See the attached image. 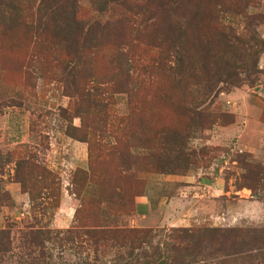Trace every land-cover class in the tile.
I'll list each match as a JSON object with an SVG mask.
<instances>
[{
  "label": "rangeland",
  "instance_id": "1",
  "mask_svg": "<svg viewBox=\"0 0 264 264\" xmlns=\"http://www.w3.org/2000/svg\"><path fill=\"white\" fill-rule=\"evenodd\" d=\"M177 3L175 59L164 51L166 45L161 50L150 46L153 29L138 38L132 31L139 24L135 20L127 31L130 55L119 56L121 49L114 45L113 34L108 43L84 51L75 69L63 50L51 49L30 30L38 0H0V114L5 113L0 124V230L10 233L11 240L9 252L0 255V264H27L32 257L54 264L95 259L106 263L114 253L106 255L101 248L96 253L94 246L82 244L75 234L57 239L34 235L35 245H28L26 234L33 231L151 229L166 234L181 228H264V204L258 201L264 196V181H257L260 187L252 197L257 207H249V195L238 192L245 185L243 167L250 166L258 174L260 167L264 170V154L253 158L239 147L236 134L221 129L233 118L226 113L221 96L236 88L229 82L239 78L246 82L243 86L253 81L254 87L260 78L250 72L264 54V0ZM219 3L228 13L221 15L215 9ZM77 4L78 16L89 22L118 19L123 12L112 6L98 13L89 0H77ZM183 27L186 32L180 34ZM199 38L211 53L198 60L193 55L201 49ZM243 51L253 53L245 69H236L225 80V74L234 71L228 66L233 55ZM185 52L188 60L182 64ZM201 70L208 76L203 77ZM194 71L199 84L186 75ZM175 73L182 86L191 87L183 100L177 98L179 104L193 109L207 97L200 107L201 118L194 114L185 118L167 106L170 100L153 96L156 88H173ZM209 84L215 87L212 93L207 91ZM73 85L91 89L82 112L76 111L77 98L68 97ZM92 101L96 107L88 108ZM100 103L106 107L97 108ZM197 119L202 125L194 128L192 120ZM82 123L94 136L90 138L94 163L88 146L67 136L84 139ZM245 143L252 144L250 135ZM26 158L19 174L36 199L31 202L27 197L23 203L15 198L19 184L11 185V181L15 163ZM89 168L91 175L86 176ZM147 190L151 218L157 216L158 221L140 227L136 202ZM163 204L169 206L160 209ZM257 246L251 257L222 264H264V241Z\"/></svg>",
  "mask_w": 264,
  "mask_h": 264
},
{
  "label": "trees",
  "instance_id": "2",
  "mask_svg": "<svg viewBox=\"0 0 264 264\" xmlns=\"http://www.w3.org/2000/svg\"><path fill=\"white\" fill-rule=\"evenodd\" d=\"M89 2L91 6L95 7V11L98 13H106L108 10L112 9V6L117 7L123 11L121 18L119 17L118 19L116 18L111 21L107 20L103 23L97 21L89 22L83 20L81 16H78L79 9L77 0H38L34 15L36 18L30 27V30L34 33L35 37H38L39 39L44 38L51 49L57 50L59 48L63 50L66 57L73 63V68L76 69V66H79L82 61V53L84 51H88L87 49H97L105 43H108L109 37L113 34H116L114 45H116L119 50L121 49L119 56L125 58L130 55V45L127 40L129 22L136 23L135 20H138V27L136 26L132 29L137 37L142 38L143 34H146L148 30L153 29L154 36L150 42V46L154 49L161 50V48L166 45L167 47L164 51L167 55L171 54L173 59L176 58L177 50L175 49L174 33L175 21L177 20L176 17L178 14L177 0H89ZM224 8L225 7L221 3L217 4L215 7L218 12L220 11L221 15L228 13V10H224ZM14 10L15 8L13 11ZM128 15L131 16V18H128ZM10 30H12V28L6 27V31ZM183 32H186L184 27L181 28L180 34ZM219 32L217 37L220 39L223 37V33L222 30H219ZM211 39L214 41L215 37L213 36ZM224 40L227 44L228 40L226 35L224 36ZM198 43L200 44L201 49L195 53L193 57H198L199 60V57L202 58L211 52L209 49L205 48L206 42L202 38L198 39ZM259 44L261 45V42H259ZM262 52H264V50H262ZM185 53L186 55L181 60L182 64L184 60H188V53ZM252 55V52L243 51L239 55L238 52H236L233 55V59H231V63L228 65L230 66L229 69L234 71H228V73L225 74V80H230L236 69H245V61ZM258 60L255 62L253 71L250 72L253 75H261V71L257 68ZM181 65L179 62L178 66ZM84 71L85 73H88L90 70L86 68ZM201 71L203 72V77L208 76L204 70ZM197 74L198 73L195 71L186 72L189 79H196V77L198 79ZM125 78L127 79V77ZM197 79L195 81L198 83ZM179 80L180 79H177V74L175 73L171 80V86L173 88L158 90L156 88L153 96L156 98L159 97V100L161 101L170 100V104L166 103L167 106L170 107L173 112L180 111L185 118L190 114H194L196 118H201L200 107L204 106L207 97H203V103L201 102V104L198 105L199 107L193 109L184 107V102L179 104L177 100L179 98L183 100V97L189 95L191 89V87L187 85L182 86ZM231 83H233V87L240 88L246 82L239 78H235L234 82H229V84ZM253 83L255 82L250 81L246 86L252 87ZM206 88L210 93L215 89V87H212L210 84L207 85ZM72 89L73 92L68 97L73 98L75 96L77 98V102L80 106L77 107L76 111L77 113L82 112L81 107L83 100L85 98L88 100L92 96L91 89L87 90V87V89L84 90V88H80L77 85H73ZM100 96L101 95H98L97 97ZM94 102L95 101H92L88 108L91 106L96 107ZM105 107V103H100L97 108ZM192 122L194 128L202 125L199 119L192 120ZM232 122L233 118L229 124ZM80 129L85 131L84 139H77L72 136L73 134H68L67 136L73 138V140L79 143H85L88 146L89 159L91 160V163H94L96 160L93 159L92 162L93 156L90 147V138L92 140L94 136L90 133V128L86 127L84 123L81 124ZM73 130H76V128ZM86 130L89 131L86 132ZM27 161L28 158L15 163V171L12 176V181L19 184L21 192L26 194L32 202L36 197L32 196L29 189L25 187L26 178H20L22 176L19 174L20 168L23 166L26 167ZM243 168L246 171V174L242 176V181L245 185L242 186L240 191L248 190L250 191L251 196L254 197L257 189L260 187L256 186L257 181H260L261 183L264 181V175H262L264 170L260 167L259 173L254 174V169L250 166L245 165ZM43 172L47 173V169L44 168ZM91 172V168H89V170L86 171V176H90ZM261 187L262 191H264V183ZM258 201L264 204V196L259 198ZM76 215L77 213L75 214V217ZM62 234L79 235L80 242L82 244L88 243L91 246H94V251L96 253L100 250L99 248H101V251L106 255H109L114 251L111 261L106 263L101 261L98 262V259H95L93 261H81L79 264H222L226 261L237 262L244 258L251 257V253L259 247L257 245L264 241V228L260 230L181 228L168 230L166 234L165 231L151 229L92 228L84 231H33L28 232L26 236L29 237V240H27L28 245H35L33 241L34 235L39 236V238L42 235H53L54 238L57 239V237ZM9 235L10 233L6 230H0V255L9 252V248H11ZM62 241V239L59 240L60 243ZM27 264L54 263H45L41 260V257H32Z\"/></svg>",
  "mask_w": 264,
  "mask_h": 264
},
{
  "label": "crops",
  "instance_id": "3",
  "mask_svg": "<svg viewBox=\"0 0 264 264\" xmlns=\"http://www.w3.org/2000/svg\"><path fill=\"white\" fill-rule=\"evenodd\" d=\"M258 65L259 66L257 67L259 71H261V75L254 87L242 86L240 88H235L225 94H221L225 103L224 109L227 110L226 113L233 116L234 122L227 126L221 127V129L226 133L236 134L239 147H243L244 151H248L247 153H250L253 158H262L261 154H264V54L261 56V58H259ZM4 115L5 113L0 114V124L3 121ZM248 135H250L252 139L251 145L245 143V139L248 137ZM256 153H258V155ZM12 174L13 171H11V175ZM11 183V185H18L12 181ZM186 188L183 187L182 189ZM19 191L20 193L15 196V198H19L21 202L23 201V203L26 202L28 196L23 194L20 188ZM238 192L249 195V199H251V201L248 200L246 202L249 207H257L256 204L258 203L256 201H252L250 191L241 190ZM10 197L13 201H15V198H12L11 195ZM137 200L136 209L137 217L140 219L141 223L140 227H146L154 222L156 223L158 221L157 216L155 219L151 218L153 215V206L149 197V190H147L143 196L139 197ZM175 201L176 199L173 198L170 202V205L173 206ZM164 203H166V201ZM168 206L169 205L163 204L160 209ZM174 219L175 218L173 217V221Z\"/></svg>",
  "mask_w": 264,
  "mask_h": 264
}]
</instances>
